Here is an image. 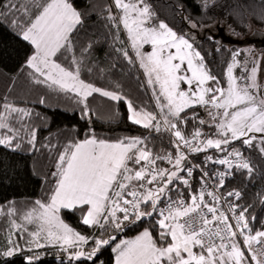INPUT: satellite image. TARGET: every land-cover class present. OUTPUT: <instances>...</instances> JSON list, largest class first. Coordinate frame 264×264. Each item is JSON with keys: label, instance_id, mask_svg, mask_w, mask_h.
<instances>
[{"label": "snow or ice", "instance_id": "1", "mask_svg": "<svg viewBox=\"0 0 264 264\" xmlns=\"http://www.w3.org/2000/svg\"><path fill=\"white\" fill-rule=\"evenodd\" d=\"M178 8L183 13V6ZM207 8L208 0H203L198 19L182 15L190 31L204 25ZM97 15L111 26L114 51L143 69L155 110L137 109L120 92L81 78L91 45L81 47L77 55L73 38L89 13L73 0H0V16L30 46L18 73L72 99L88 123L82 138L77 133L62 145H42L50 152L56 149L50 178L44 177L49 187L43 198H36L24 212L15 202L0 207V216L8 221L0 264H10L8 258L16 253L46 247L65 253L68 264H97L106 248L111 249L112 264H264V230H253L250 206L237 202L242 198L239 190L223 192L228 177L253 173L241 148L257 147L264 154V85L258 82L264 52L257 58L255 49L242 50L241 60V50H231L224 87L188 36L160 19L149 0H112ZM258 15L264 21V2ZM122 32L126 39H121ZM145 45L151 50L144 51ZM93 94L123 100L127 119L148 135L101 138L91 127L90 114L95 113L88 98ZM38 103L45 104V98ZM31 117L32 109L16 106L5 96L0 145L20 148L23 131L29 150L36 151L37 127L25 123ZM165 134L169 147L156 149L152 139L163 140ZM210 149L214 154H208ZM216 165L224 170L212 171ZM62 212L79 213L80 223L90 232L71 227ZM141 223L148 226L132 238L118 239ZM17 233L20 239L27 234L24 247L12 240ZM39 255H24L25 264H34Z\"/></svg>", "mask_w": 264, "mask_h": 264}, {"label": "trees", "instance_id": "2", "mask_svg": "<svg viewBox=\"0 0 264 264\" xmlns=\"http://www.w3.org/2000/svg\"><path fill=\"white\" fill-rule=\"evenodd\" d=\"M149 2L160 19L168 23L178 34L188 36L194 47L201 52L207 67L221 80L222 86L226 85L224 76L226 61L233 46L236 45L224 43L217 35L218 30L235 40H245L254 32H264V21L258 15L264 0H208L204 25L191 31L190 25L182 19V15H191L198 19L203 0H149ZM73 3L77 8L89 13L84 27L73 38L77 55L81 47L91 45L85 53L86 67L81 71V78L98 87L120 92L131 100L137 109L154 110L155 104L150 89L138 65H130L122 55L114 51L113 37L109 35L111 26L106 27L107 20L97 15L101 8L111 4V0H73ZM93 4L96 5L95 10L91 8ZM180 5L183 6V13L178 8ZM240 36H243L242 39L238 38ZM121 39H126L123 32ZM217 48L220 49L219 52ZM28 54L30 46L12 30L9 22L0 16V106L7 96L16 106L32 109L31 120H26L25 123L37 127L36 151L29 150L23 131L20 133L22 137L20 148L14 150L0 145V207L7 208L9 202H15L19 212L26 211L36 198H43L49 187L44 177L50 178L56 149L53 148L50 152L42 145L49 142L53 145H62L77 133L82 138L88 128L87 120L81 118L80 106L72 99L59 95L45 86H36L28 81L24 73H18ZM129 54L133 55L131 49ZM87 67L93 69L91 73L87 71ZM13 76H16L14 83ZM116 85H119V88H116ZM41 96L45 98L43 105L38 103ZM88 103L89 108L95 113L90 114L91 127L101 138L148 135L140 125H134L127 119V105L123 100L116 102L93 94V97L88 98ZM197 111L203 115V109L197 108ZM36 113H39V116ZM13 124L19 127L15 122ZM204 130L207 131V126H204ZM2 132L3 130H0V133ZM233 143L234 146L241 147L240 144ZM152 144L156 149L169 147L167 135H164L163 140L153 138ZM243 151L250 158L253 173L251 176L245 171L235 173L226 186L241 192L242 198L237 201L239 204L250 206L247 215L253 230H263L264 202L261 197L264 196V154H261L257 147L247 150L243 148ZM61 215L66 223L82 234L90 232L87 226L80 223L79 213L72 215L69 212H62ZM252 217H255L254 221ZM17 222H20L19 217ZM146 226H148L146 223H141L139 228L125 230L119 234L118 239L133 237ZM29 228L31 230L32 226ZM7 237V217L0 216V250L6 247ZM11 238L21 247L25 246V240L28 239L27 234L24 239H20L18 233ZM37 251L40 255L34 264H68L67 255L58 252L54 247L34 249L23 254L16 253L8 259L10 264H25L23 256L35 255ZM100 260L104 261V264H112L110 248L98 254L97 264ZM73 264H80V261H73ZM84 264L92 262L85 260Z\"/></svg>", "mask_w": 264, "mask_h": 264}, {"label": "rangeland", "instance_id": "3", "mask_svg": "<svg viewBox=\"0 0 264 264\" xmlns=\"http://www.w3.org/2000/svg\"><path fill=\"white\" fill-rule=\"evenodd\" d=\"M111 3H112V0H111ZM113 9H114V11H115L114 6H113ZM121 28H122V26H121ZM214 31H216V30L214 29ZM261 33L264 34V32H261ZM192 36H193V35H192ZM193 37H194V36H193ZM241 37H243V36H240V37H238V38H239V39H242ZM190 42H191V41H190ZM249 48H253V49H255V51L257 52V58H259V54H260L261 52H264V49H263V48L258 49V48L255 47L254 44H245V45H236V46H233V50H241V56H240V59H241V60H243V58H244V53H243L242 50L249 49ZM143 50H144V51H150V50H151L150 45H145ZM173 51H174V50H173ZM133 55H134V54H133ZM137 65H138V63H137ZM138 68H139V66H138ZM139 70L141 71V73H142V75H143V69H140V68H139ZM236 74L239 75V70H238V69L236 70ZM143 77H144V75H143ZM144 80H146L145 77H144ZM258 82L261 83L262 85H264V62H262V64H261V70L258 71ZM182 87H185V88H186L187 86H186V85H182ZM224 87H226V85H225ZM149 88H150V87H149ZM150 90H151V88H150ZM153 103H154V101H153ZM154 110H155V109H154ZM257 135H259V134H257Z\"/></svg>", "mask_w": 264, "mask_h": 264}, {"label": "water", "instance_id": "4", "mask_svg": "<svg viewBox=\"0 0 264 264\" xmlns=\"http://www.w3.org/2000/svg\"><path fill=\"white\" fill-rule=\"evenodd\" d=\"M218 36H220L221 40L224 43L235 44V45H245V44H254L256 48H263L264 47V34L261 32H254L245 40H235L232 38L227 37L226 35L222 34L221 30H218Z\"/></svg>", "mask_w": 264, "mask_h": 264}, {"label": "built area", "instance_id": "5", "mask_svg": "<svg viewBox=\"0 0 264 264\" xmlns=\"http://www.w3.org/2000/svg\"><path fill=\"white\" fill-rule=\"evenodd\" d=\"M235 147H240V146H235ZM230 150V149H229ZM241 151L243 152V154H244V151H243V148H241ZM208 154H214V150H208ZM244 156L245 157H247L245 154H244ZM199 159H203V156H200L199 157ZM216 169H219L220 171H223L224 170V167L223 166H221V165H216L214 168H212L211 170L212 171H215ZM232 177L233 176H231V177H228L227 179H226V183L229 181V180H231L232 179ZM197 179H198V174H197ZM197 187H199V185L197 184L196 185ZM234 188H229V187H227L226 186V184H225V187H224V189H223V192H228V191H231V190H233ZM233 200H235V198L233 197L232 198ZM234 223V222H233ZM264 230V229H263ZM241 244H242V241H241Z\"/></svg>", "mask_w": 264, "mask_h": 264}, {"label": "crops", "instance_id": "6", "mask_svg": "<svg viewBox=\"0 0 264 264\" xmlns=\"http://www.w3.org/2000/svg\"><path fill=\"white\" fill-rule=\"evenodd\" d=\"M145 82H146V80H145ZM150 89V88H149ZM150 92H151V90H150ZM154 104H155V102H154ZM137 235V234H136ZM134 237V236H133ZM130 238H132V237H130ZM125 239H127V238H125Z\"/></svg>", "mask_w": 264, "mask_h": 264}, {"label": "flooded vegetation", "instance_id": "7", "mask_svg": "<svg viewBox=\"0 0 264 264\" xmlns=\"http://www.w3.org/2000/svg\"><path fill=\"white\" fill-rule=\"evenodd\" d=\"M259 49H261V48H259ZM263 49H264V47H263Z\"/></svg>", "mask_w": 264, "mask_h": 264}]
</instances>
